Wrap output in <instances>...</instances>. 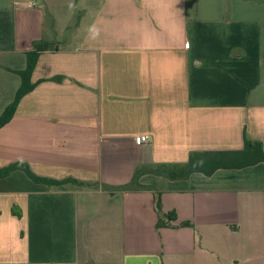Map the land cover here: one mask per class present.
Here are the masks:
<instances>
[{
  "label": "crops",
  "instance_id": "crops-1",
  "mask_svg": "<svg viewBox=\"0 0 264 264\" xmlns=\"http://www.w3.org/2000/svg\"><path fill=\"white\" fill-rule=\"evenodd\" d=\"M39 40L55 49L0 127V168L94 185L0 178V264H264V162L102 188L264 150V0H0V115Z\"/></svg>",
  "mask_w": 264,
  "mask_h": 264
},
{
  "label": "trees",
  "instance_id": "trees-1",
  "mask_svg": "<svg viewBox=\"0 0 264 264\" xmlns=\"http://www.w3.org/2000/svg\"><path fill=\"white\" fill-rule=\"evenodd\" d=\"M55 49V46L44 42L43 40L36 41L32 44L31 51L26 53V67L24 70L15 71L20 78V86L15 93L13 101L4 109L0 115V127L8 123L14 115L16 107L20 99L32 91L36 86V83L31 82V74L38 59L39 53L46 50ZM53 81H61V77H55ZM264 162V150L262 145L258 142L250 141L244 138V148L240 151H220V152H193L189 155L188 161L181 166H166L160 165L154 168L146 170L145 168H139L133 175L132 182L129 185L121 187H108L102 185L104 190L109 192L114 191H128L136 185L138 177L146 171L156 175L164 176L170 180H184L187 179L192 173H202L206 176L212 175L218 169H240L248 166ZM21 171L26 177L35 184L44 185L48 188L61 187L64 185H75L79 187L93 186L94 184H88L77 181L72 178H66L63 180H53L45 177L35 175L29 167L24 163H14L5 168H0V178L9 175L13 171ZM156 211L158 213V221L156 228L166 227L164 222L165 217L167 219H173L171 214L164 216L160 212L159 200L156 202Z\"/></svg>",
  "mask_w": 264,
  "mask_h": 264
},
{
  "label": "built area",
  "instance_id": "built-area-1",
  "mask_svg": "<svg viewBox=\"0 0 264 264\" xmlns=\"http://www.w3.org/2000/svg\"><path fill=\"white\" fill-rule=\"evenodd\" d=\"M148 139H149L148 136L143 135V136H139V137H137V138H136V142H137L138 144H142V143H144V142H147Z\"/></svg>",
  "mask_w": 264,
  "mask_h": 264
}]
</instances>
